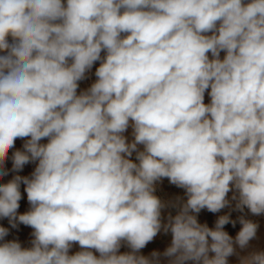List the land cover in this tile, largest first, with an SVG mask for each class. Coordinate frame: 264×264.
<instances>
[{"label":"clouds","instance_id":"clouds-1","mask_svg":"<svg viewBox=\"0 0 264 264\" xmlns=\"http://www.w3.org/2000/svg\"><path fill=\"white\" fill-rule=\"evenodd\" d=\"M9 172L0 220L33 231L22 247L0 226V264H264L241 255L264 215V0H0ZM204 209L228 211L210 228Z\"/></svg>","mask_w":264,"mask_h":264},{"label":"rangeland","instance_id":"rangeland-1","mask_svg":"<svg viewBox=\"0 0 264 264\" xmlns=\"http://www.w3.org/2000/svg\"><path fill=\"white\" fill-rule=\"evenodd\" d=\"M65 2H66V0H65ZM97 66H98V62L96 65H94V67L92 69L93 73L95 71V67H97ZM95 79H96V77L94 75H90V78L86 80L88 86H90V84ZM205 101H208L207 93L205 94ZM15 148H17V149L22 148V143L17 142L15 144ZM6 166L8 169H11L12 163H11L10 158H9ZM33 169H34V166L32 164L26 165L25 168L23 169V171L19 174L22 176H28L31 174ZM12 175H14V173L9 172V175L5 178H12ZM21 191H22V197L23 198L20 201L21 209H20L19 213L22 214V213L28 211L29 204L27 201L26 193L23 192V187H22ZM156 195H158L163 200H169V199L174 198L177 195L182 196L183 190L175 187L174 185L169 184L167 179H164L163 183L160 184V186L158 187ZM229 195H231V193ZM168 211H171L173 215L175 214L174 209L165 210L164 213L167 214ZM227 211H228V209H222L219 213H211V212L207 211L206 209H204L198 214V221L201 224L207 223V225L210 228H212V227H214L215 221L218 218V216L225 214ZM239 215H240V213H238V212H232L231 213L232 219H236V217ZM249 218L256 220L259 223V229H258V233H257L258 239L251 241L250 242V248L241 252V255H245V254H247L248 251H252V250H264V215H261L258 217L250 215ZM0 226L10 228V225L8 224L6 219L0 220ZM240 227H241V225L239 223H237L235 227H233L231 224H228V225H225V230L229 233V235L235 237V235L239 231ZM32 231L33 230L30 227H27V226H24L21 224V225H19L18 229H11L10 228V234L8 237H6V239H8V240L18 239L20 241L22 247H29L30 246L29 242L32 239V237H31ZM210 255H212V254L210 253ZM229 264H238V258L236 256L229 257Z\"/></svg>","mask_w":264,"mask_h":264},{"label":"crops","instance_id":"crops-1","mask_svg":"<svg viewBox=\"0 0 264 264\" xmlns=\"http://www.w3.org/2000/svg\"><path fill=\"white\" fill-rule=\"evenodd\" d=\"M224 53H221V56L223 57ZM88 86L86 80L80 82V88L78 89V92L80 90L86 89ZM208 97V96H207ZM209 102V97H208V101H205V103ZM131 132V129H129V132L126 133V135H129ZM19 143H22V141H17ZM46 142V141H43ZM33 165V164H32ZM35 167V165H33ZM11 178H4V180H0V183H6L7 180H9ZM21 207L18 209V212L20 211ZM164 215L166 216L167 214L164 213ZM171 243V233L168 234H164L163 232L159 233L152 242L148 243L147 246L145 248H143L141 250V253L143 255H149L152 251L157 250L160 252H163L165 250L166 247H168ZM80 247L78 244H74L73 247L70 249V254H74L77 251H80ZM94 252V254L99 255L98 253H95V250H92ZM121 253L129 251V249L126 246H122L119 250ZM189 264H191V262H189Z\"/></svg>","mask_w":264,"mask_h":264}]
</instances>
